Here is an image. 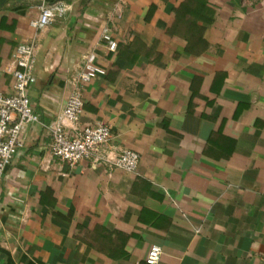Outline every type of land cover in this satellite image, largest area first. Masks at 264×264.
I'll return each instance as SVG.
<instances>
[{
	"label": "crops",
	"instance_id": "0c3cea01",
	"mask_svg": "<svg viewBox=\"0 0 264 264\" xmlns=\"http://www.w3.org/2000/svg\"><path fill=\"white\" fill-rule=\"evenodd\" d=\"M58 1L63 17L31 26ZM30 40L39 122L0 181V264H144L153 245L158 264H264V0H8L7 95L4 67ZM91 50L106 73L83 85L80 124H109L106 153L137 151L134 172L48 149Z\"/></svg>",
	"mask_w": 264,
	"mask_h": 264
},
{
	"label": "built area",
	"instance_id": "2783aa9c",
	"mask_svg": "<svg viewBox=\"0 0 264 264\" xmlns=\"http://www.w3.org/2000/svg\"><path fill=\"white\" fill-rule=\"evenodd\" d=\"M68 9L69 6L64 1L45 2L41 5L39 17L30 24L35 29L45 28L57 18L63 17ZM115 15H121L118 8ZM101 36L110 51L117 50L118 42L110 32L103 31ZM37 50L35 40L18 44L4 67V72L11 76L13 92L7 95L0 91V181L14 156L24 145L22 132L39 122L30 99V87L35 81ZM105 73L106 68L101 63L99 54L94 50L89 51L84 57L83 68L73 78V90L63 109L48 125L51 138L47 146L55 157L72 167L83 159H92L96 163L107 162L134 172L140 161L137 151L124 149L114 158L106 153L104 147L112 138V127L109 124H80L84 106L83 85ZM162 252L159 245H153L144 264H158Z\"/></svg>",
	"mask_w": 264,
	"mask_h": 264
},
{
	"label": "water",
	"instance_id": "95a60500",
	"mask_svg": "<svg viewBox=\"0 0 264 264\" xmlns=\"http://www.w3.org/2000/svg\"><path fill=\"white\" fill-rule=\"evenodd\" d=\"M8 0H0V7L5 5L7 3Z\"/></svg>",
	"mask_w": 264,
	"mask_h": 264
}]
</instances>
